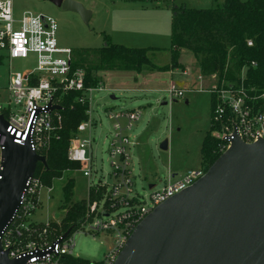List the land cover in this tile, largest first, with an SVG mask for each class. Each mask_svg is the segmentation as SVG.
I'll list each match as a JSON object with an SVG mask.
<instances>
[{"label":"built area","instance_id":"1","mask_svg":"<svg viewBox=\"0 0 264 264\" xmlns=\"http://www.w3.org/2000/svg\"><path fill=\"white\" fill-rule=\"evenodd\" d=\"M58 31L54 17L38 14L16 18L13 0H0V64L4 55L10 59L37 56L34 70L16 75L11 72L8 82L0 84V115L9 124L7 133L15 137V143L29 144L34 152L47 158L62 126L60 110L52 107L62 106L65 95L72 93H79L76 101L89 105L88 118L79 124L68 149V159L78 163L79 171L89 180L86 212L77 232L102 234L109 242L108 252L100 262L91 263L73 253L75 231L67 237L64 233L52 237V225L33 220L45 188L36 173L27 182L19 208L2 232L1 243L3 250L9 251V259L25 264H115L136 227L157 206L192 186L206 170H190L178 178L169 172L164 183L149 181L146 187H134L132 150L139 145L134 128L141 112L110 108L106 114L111 128L105 139L111 169L98 176L91 137L97 126L92 115L93 94L104 90V83L86 84L85 69L73 66L74 50L59 45ZM213 77L217 80L208 91L213 97L211 135L217 142L216 153L226 152L235 135L247 144L264 140V91L246 85V69L238 82H220L216 74ZM186 91L172 79L168 89L171 100L183 97ZM6 140L7 135L0 133V180ZM150 183L154 184L152 188ZM91 195H95L93 199Z\"/></svg>","mask_w":264,"mask_h":264},{"label":"rangeland","instance_id":"2","mask_svg":"<svg viewBox=\"0 0 264 264\" xmlns=\"http://www.w3.org/2000/svg\"><path fill=\"white\" fill-rule=\"evenodd\" d=\"M76 1L92 11L88 23H85L79 14L57 7L47 0H13L14 15L16 18L38 14L54 17L59 23V45L70 47L75 53L104 46L106 36L113 43L130 47H154L158 50H155L153 61L159 66L171 64L169 51L171 17L168 16L166 19L164 16L158 25L162 32L167 29V37L150 41L151 43L146 40H132L130 36L136 27L134 23L138 16L131 11H122V7H141L160 3L163 6L185 5L192 8H208L224 2V0ZM4 56L0 64V84L8 82L11 72L15 75L22 74L34 70L37 66L35 54H30L24 59H10ZM179 63L182 67L172 66L169 67V71H158L145 66L139 84L134 83L135 80L130 78L128 73L131 71L112 70L97 73L104 83V90L93 94L92 115L97 126L91 132V137L98 176L105 175L111 169L108 143L105 139L111 128V121L106 114L110 108L140 109L142 112L134 128V132L139 136V145L132 150L136 174L133 178L134 187L137 186L138 189L146 187L149 181L161 180L164 183L168 179L169 172L177 174L176 178H178L190 170H208L201 148L205 137L211 132L213 97L208 90L217 79L214 80V74L202 73L196 58L189 51L181 53ZM151 72L155 74L152 75ZM172 78L182 89L188 90L183 97L174 100L170 99L168 93ZM133 88L150 90L136 93L132 91ZM111 95H115L116 99H112ZM165 140L168 141L167 150L160 147ZM138 161L140 163H137ZM69 180H73V194L71 199L66 201L63 188ZM88 186L89 180L79 168L64 171L61 177L53 180L51 189L46 187L42 189V204L34 214L33 220L38 223L48 222L57 233L75 231L73 235L76 244L73 253L94 263L104 259L109 242L102 234L93 235L88 230L77 232L81 227L80 220L74 225H64V219L71 207L82 201L87 203Z\"/></svg>","mask_w":264,"mask_h":264},{"label":"water","instance_id":"3","mask_svg":"<svg viewBox=\"0 0 264 264\" xmlns=\"http://www.w3.org/2000/svg\"><path fill=\"white\" fill-rule=\"evenodd\" d=\"M47 1L79 14L85 23L92 17L79 1ZM8 127L0 115V133L7 135L0 180V264H25L9 259L2 232L38 165L48 163L29 144L15 143ZM160 147L167 150L168 141ZM115 264H264V140L247 144L235 135L232 146L203 177L157 206L136 227Z\"/></svg>","mask_w":264,"mask_h":264},{"label":"trees","instance_id":"4","mask_svg":"<svg viewBox=\"0 0 264 264\" xmlns=\"http://www.w3.org/2000/svg\"><path fill=\"white\" fill-rule=\"evenodd\" d=\"M171 10V64H155L153 56L158 49L154 47H129L113 43L106 36V44L100 48L74 51L73 66L85 69L87 85L97 86L101 81L97 73L102 71L140 73L145 66L158 71H169L172 66L180 68L181 53L189 51L202 73L216 74L220 82H238L246 69V85L264 91V0H224L210 8L173 5ZM77 95L79 93L65 95L61 103L63 108L59 111L62 118L59 139L53 141L47 153V167L39 164L36 170L47 188H51L53 180L61 177L64 171L79 168L78 163L68 159V149L79 124L88 118L89 105L76 101ZM216 143L211 132L202 143L201 152L208 168L220 156L215 151ZM72 190L73 180H69L63 188L66 201L71 199ZM85 212L86 202L76 203L68 210L64 225L81 221ZM58 234L54 232L52 237Z\"/></svg>","mask_w":264,"mask_h":264},{"label":"crops","instance_id":"5","mask_svg":"<svg viewBox=\"0 0 264 264\" xmlns=\"http://www.w3.org/2000/svg\"><path fill=\"white\" fill-rule=\"evenodd\" d=\"M214 0H212L213 2ZM217 2V1H216ZM223 3V2H222ZM218 3V4H222ZM213 5V4H212ZM210 8V7H208ZM122 11H131L133 14H136L138 19L135 21L134 29H133V34L131 33V39L132 40H146L148 43H151L150 41H155L163 38L164 36H168L167 29L162 32L159 28L160 20L165 16L167 19L168 16L171 17V31H172V18H173V13L171 10V6H163L160 3H155V4H146L141 7H134V6H128V7H122ZM139 23V24H138ZM153 23V24H152ZM152 24V25H151ZM139 25H142L139 27ZM138 27V28H137ZM165 33H167L165 35ZM146 43V42H145ZM155 43V42H154ZM124 45V44H123ZM130 47V46H129ZM186 51H183L182 53H185ZM158 73V72H157ZM130 78L132 80H135L134 83L139 84L141 81L139 78H141V75H143V72L137 73L134 71H131V73H128ZM150 74V73H149ZM151 74H155V72H151ZM174 79V78H172ZM143 85V83H142ZM140 87V86H139ZM150 89H142V88H133V92H144L148 91ZM140 110V109H138ZM141 112V110H140ZM142 114V112H141ZM140 163V162H139Z\"/></svg>","mask_w":264,"mask_h":264}]
</instances>
